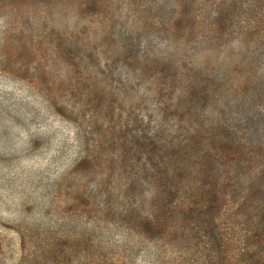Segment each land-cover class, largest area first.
I'll return each instance as SVG.
<instances>
[{
  "label": "clouds",
  "instance_id": "clouds-1",
  "mask_svg": "<svg viewBox=\"0 0 264 264\" xmlns=\"http://www.w3.org/2000/svg\"><path fill=\"white\" fill-rule=\"evenodd\" d=\"M0 264H264V0H0Z\"/></svg>",
  "mask_w": 264,
  "mask_h": 264
},
{
  "label": "trees",
  "instance_id": "trees-1",
  "mask_svg": "<svg viewBox=\"0 0 264 264\" xmlns=\"http://www.w3.org/2000/svg\"><path fill=\"white\" fill-rule=\"evenodd\" d=\"M223 213H224V209H221V210H220V217H222V216H223ZM220 217H217V219L219 220V219H220Z\"/></svg>",
  "mask_w": 264,
  "mask_h": 264
}]
</instances>
